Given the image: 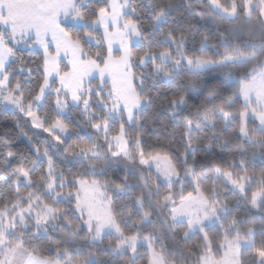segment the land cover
Listing matches in <instances>:
<instances>
[{
  "label": "snow or ice",
  "instance_id": "1",
  "mask_svg": "<svg viewBox=\"0 0 264 264\" xmlns=\"http://www.w3.org/2000/svg\"><path fill=\"white\" fill-rule=\"evenodd\" d=\"M0 115V264H264V0H0Z\"/></svg>",
  "mask_w": 264,
  "mask_h": 264
},
{
  "label": "trees",
  "instance_id": "2",
  "mask_svg": "<svg viewBox=\"0 0 264 264\" xmlns=\"http://www.w3.org/2000/svg\"><path fill=\"white\" fill-rule=\"evenodd\" d=\"M196 43L197 46H199L198 40ZM189 47H191V45H189ZM31 131H35V130H31ZM15 136H16V131L12 119H10L7 116L0 115V138L8 137L9 139L14 140Z\"/></svg>",
  "mask_w": 264,
  "mask_h": 264
}]
</instances>
